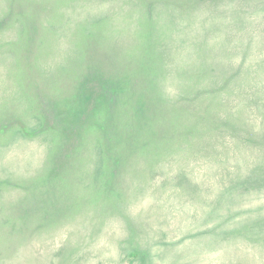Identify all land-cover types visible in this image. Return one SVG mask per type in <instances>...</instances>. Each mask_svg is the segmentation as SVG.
Listing matches in <instances>:
<instances>
[{"label": "rangeland", "instance_id": "obj_1", "mask_svg": "<svg viewBox=\"0 0 264 264\" xmlns=\"http://www.w3.org/2000/svg\"><path fill=\"white\" fill-rule=\"evenodd\" d=\"M0 264H264V0H0Z\"/></svg>", "mask_w": 264, "mask_h": 264}]
</instances>
